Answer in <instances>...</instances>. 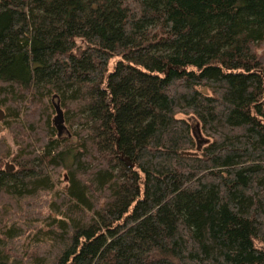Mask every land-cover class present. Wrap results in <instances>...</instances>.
Wrapping results in <instances>:
<instances>
[{
  "label": "trees",
  "instance_id": "16d2710c",
  "mask_svg": "<svg viewBox=\"0 0 264 264\" xmlns=\"http://www.w3.org/2000/svg\"><path fill=\"white\" fill-rule=\"evenodd\" d=\"M0 111V264H264V0H0Z\"/></svg>",
  "mask_w": 264,
  "mask_h": 264
},
{
  "label": "rangeland",
  "instance_id": "374dc122",
  "mask_svg": "<svg viewBox=\"0 0 264 264\" xmlns=\"http://www.w3.org/2000/svg\"><path fill=\"white\" fill-rule=\"evenodd\" d=\"M79 42L81 43V40ZM115 63H116V60L111 62L112 70L114 68ZM204 91L207 92L206 89H204ZM180 117L185 118V119H189L193 124L195 123L194 121H196L195 118L192 119L191 115H188V116L187 115H180ZM0 126L2 127V129L0 131V155H3V157H4V158H1V161H2L1 165L6 164V162H7L8 166H9L10 165L9 162H11L12 157H6L5 158V155L8 152L9 148H10V152L16 153L17 146L15 144L14 134L9 129L5 128L4 125L1 124V121H0ZM195 130H198V129H196V127H195ZM65 176H66V172L60 173L61 181H60L59 187L62 189L67 188V179L65 178ZM51 199H52V194L51 195L42 194L41 196H38L37 198L25 201L24 205L21 204L20 208H18V212H20L26 208V210L29 209L31 211V210L35 209L34 210L35 213H41V215L36 216L38 218V220L35 221L34 223L32 222L35 230L40 229L42 226L45 225V223L47 224V222H44V221L47 220L46 218L49 214H53L54 216L57 215L54 212H52V210L49 208L48 203H49V200H51ZM27 234L25 233L21 238H19V240L20 239L26 240L27 236H28ZM256 244L258 246H261V244L258 241H256Z\"/></svg>",
  "mask_w": 264,
  "mask_h": 264
},
{
  "label": "water",
  "instance_id": "95a60500",
  "mask_svg": "<svg viewBox=\"0 0 264 264\" xmlns=\"http://www.w3.org/2000/svg\"><path fill=\"white\" fill-rule=\"evenodd\" d=\"M3 117H4V115H3L2 111H0V121L3 120ZM1 129H2V127L0 126V131H1ZM185 153L186 154H192V152H185ZM121 159H123L125 162H127L128 166H130V167L135 166V164L131 162L130 157H125L123 153H121ZM7 167H8V165H7Z\"/></svg>",
  "mask_w": 264,
  "mask_h": 264
}]
</instances>
